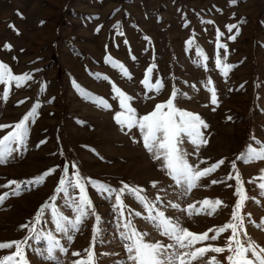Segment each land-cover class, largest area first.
I'll return each instance as SVG.
<instances>
[{
	"label": "rangeland",
	"instance_id": "374dc122",
	"mask_svg": "<svg viewBox=\"0 0 264 264\" xmlns=\"http://www.w3.org/2000/svg\"><path fill=\"white\" fill-rule=\"evenodd\" d=\"M117 24L118 28L114 27ZM233 24L238 34L236 29L229 32L226 28ZM217 30L223 33L219 39ZM189 40L193 41L191 45L186 43ZM5 44L11 48H5ZM106 56L121 62L130 78L106 63ZM0 62L9 65L14 74L32 76L22 87L12 86L7 99H0V124L17 122L33 104L40 105L34 122L29 123L26 148L0 164V185L56 169L43 183L27 186L18 196L11 194V188L0 187V193L9 192L0 204V241L28 236V230L19 226L30 224L38 208L53 195L56 199L49 203L72 218L69 194L55 193V188L65 164L71 175L73 162L83 177L113 188L121 187V182L140 186L150 200L161 196L159 207L166 215L178 218L181 226L191 232L203 233L231 219L237 199L235 180L216 184L211 181H223L233 172L231 164L235 161L249 197L241 210L244 230L248 239L264 246V226L256 227L264 219V195L256 179L262 175L264 160L245 163L236 159L247 145L259 148L264 144V0H0ZM218 62L232 66L227 75L221 72ZM150 65H155L150 82L159 80L163 84L159 91L141 83ZM94 73L109 80L97 79ZM209 80L211 85L207 84ZM74 81L103 97L111 108L97 107L85 99ZM112 83L132 97L130 103L138 116L166 102L173 88L177 89L175 107L198 114L208 125L201 129L208 142L199 150L183 139L181 147L189 162L201 168L221 159L224 164L202 178L187 196H178L179 189L144 148L139 130H122L113 119L119 102ZM3 87L0 85V92ZM209 88L215 90V104ZM9 130L0 129V136ZM201 160L205 163L200 164ZM153 181L158 182L156 188ZM69 193L76 195L72 189ZM88 195L100 217L97 239L93 240L95 217L86 218L68 240L55 231L51 210H46L36 225L41 238L29 240L25 248L28 264H72L79 259L72 253L83 256L90 246L96 253L95 264H115L126 259L118 234L120 217L112 207L113 201L91 186ZM204 199H219L227 207H219L211 216L207 210L196 213L194 209L189 216L187 211L166 207L171 201L179 203L181 209L189 204L200 208L199 202ZM124 201L133 211L142 213L132 219L138 230L149 233L146 239L170 242L143 218L144 211L132 196L126 194ZM248 214L254 223L249 222ZM49 232L67 249L63 253L57 250L56 260L44 258L47 240L43 234ZM230 234L229 230L216 241L196 246H223ZM241 239H245L243 233ZM12 251L14 248L2 249L0 257ZM212 255L220 264H227V251L207 253L193 264H205Z\"/></svg>",
	"mask_w": 264,
	"mask_h": 264
},
{
	"label": "snow or ice",
	"instance_id": "6c2138e0",
	"mask_svg": "<svg viewBox=\"0 0 264 264\" xmlns=\"http://www.w3.org/2000/svg\"><path fill=\"white\" fill-rule=\"evenodd\" d=\"M236 0H230V3H235ZM206 23H213L207 21ZM118 28V24L114 25ZM229 32L233 29L237 30V25H226ZM99 31V28L97 29ZM223 33L217 30V37L219 39ZM230 39H235V36H230ZM147 40L148 38L145 37ZM189 45L193 43L192 40L187 41ZM221 48L225 45L220 44ZM5 48L10 49L11 45L5 44ZM198 54L203 57L201 50L197 49ZM105 62L110 63L114 68L120 70L121 74L129 77L126 67L119 61L114 60L110 56L105 57ZM221 72L227 75L231 69V65L223 62H218ZM155 65H150L145 70L144 79L141 81L149 89L159 91L163 87L161 81L156 80L155 83L150 82V75ZM97 79L109 80L107 76L98 73L93 74ZM32 79L31 74H14L9 65L0 62V85H3V90L0 92V99H7L12 86L17 88L22 87L25 82ZM111 83V81H109ZM74 87L77 88L79 93L85 98L95 103L97 107L109 109L111 105L103 98L96 96L87 90L81 88L75 81ZM211 80L207 81L211 85ZM44 87H41V91ZM112 91L116 95L119 102V110L113 115L115 122L123 130L127 128L129 131L138 129L143 140L144 148L152 154V158L156 160L161 167V170L171 178L176 187L179 189L178 196H187L192 189L199 186L202 178L209 176L215 172L224 160L211 164L208 167L201 168L199 165H194L189 162L188 154L182 150V142L187 138L197 150L201 145L207 144L204 139L202 128H207L208 125L201 117L193 112L182 110L175 107L173 101L177 96V89L173 88L172 94L166 102L157 103L154 109L147 114L138 116L136 109L132 107L130 101L132 97L118 88L112 83ZM211 92V102L215 104L216 93L215 90L209 88ZM19 104L24 101H19ZM38 103L33 104L32 108L17 122L12 124H0V129H10L6 134L0 136V164H5L13 153H18L22 148H26V143L29 135V123L34 122L37 116ZM231 119V117H229ZM255 139V138H253ZM43 143V141H41ZM39 146V145H37ZM237 160L245 163L254 160H264V144L259 148H254L251 144L236 157ZM205 161L201 160L200 164ZM73 171L69 174V166L65 164L63 172L55 188V193H67L71 199L70 210L72 218L57 210L55 204L49 201H55L56 196L53 195L42 204L36 211L33 221L30 224H22L21 229H27L29 235L22 240L0 241V250L13 249L8 255L0 257V264H28L25 256V248L28 246L29 240L41 238L42 233L38 232L36 225L40 223L46 210H51L55 224V231L62 233L68 240L72 239V232L78 231L79 226L90 215L95 217L96 224L93 225V240L95 241L99 235V228L97 226L100 217L96 215L92 200L88 195V187L91 186L97 192L103 194L106 199L113 201L112 207L120 217L118 223L119 237L123 245L124 251L127 253L125 260H117L115 264H193L198 259L205 258L207 253H224L227 251L226 256L227 264H264V246H260L255 241L247 238L245 229V217L241 214L244 207V202L249 197L244 192L243 181L239 171L236 169V162L233 161L231 168L232 173H229L223 181L212 180V184L225 182L227 180H235V195L237 196L235 204L232 206L231 219L217 228H209L203 233H194L187 228L181 226L179 219L166 215L165 210L159 207L161 196L157 195L154 199H149L144 194V189L140 186H131L127 183L121 182V187L113 188L104 184L101 181L94 180L90 177H83L77 169V165L73 162L71 164ZM55 168L46 170L39 176L33 177L24 181L9 180L7 184L0 185L3 188H11L12 195H19L22 190L27 186H37L43 183L44 179L53 174ZM262 175L256 179L260 181L258 187L261 189V195H264V170ZM234 173V175H233ZM158 182L153 181V188L157 187ZM15 187H12V186ZM231 187V185H229ZM75 190L76 195L72 196L69 190ZM132 196L138 204L141 205L144 215L143 218L152 225L153 229L159 233L160 236L166 237L169 243H164L160 240L151 241L146 239L149 235L147 232H141L137 229L132 217L141 216L140 211H133L124 201L125 195ZM9 192L0 193V204L7 199ZM201 207L196 208L194 204H189L186 209H181L179 203L168 202L166 207H171L179 211H187L188 215L193 214L195 209L196 213L207 210L209 216L213 215L217 209L223 205L219 199L209 200L204 199L199 202ZM249 222L251 221L250 214ZM264 226V219L261 224L256 227ZM230 230L231 234L227 236L226 242L223 246H214L209 243L204 246L197 247L196 245L202 244L204 241H216L222 233H227ZM209 233H214L209 235ZM245 239H241V234ZM47 240V249L45 259L56 260V251L67 252L60 241L51 233L43 234ZM85 255L79 252H73L72 255L79 257L74 260L72 264H95L96 253L93 247L84 250ZM104 255H109L104 253ZM57 264L59 262L57 261ZM205 264H220L215 255L207 257Z\"/></svg>",
	"mask_w": 264,
	"mask_h": 264
}]
</instances>
